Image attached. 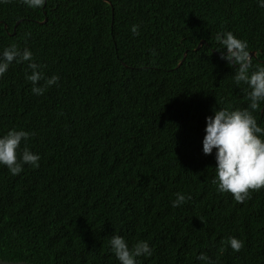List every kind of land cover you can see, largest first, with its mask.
<instances>
[{"label": "trees", "instance_id": "1", "mask_svg": "<svg viewBox=\"0 0 264 264\" xmlns=\"http://www.w3.org/2000/svg\"><path fill=\"white\" fill-rule=\"evenodd\" d=\"M227 31L257 52L250 72L264 66L258 0H0V55L28 48L45 78L59 76L43 95L28 62L0 77V137L28 131L17 157L25 144L40 157L18 175L0 165L2 259L121 264L110 246L121 235L152 249L137 264H208L202 252L212 264H264V189L237 203L212 183L216 150L203 153L213 108L249 104L216 50ZM253 115L264 128V101ZM176 193L191 199L173 207Z\"/></svg>", "mask_w": 264, "mask_h": 264}, {"label": "clouds", "instance_id": "2", "mask_svg": "<svg viewBox=\"0 0 264 264\" xmlns=\"http://www.w3.org/2000/svg\"><path fill=\"white\" fill-rule=\"evenodd\" d=\"M22 3L37 8L43 7L45 0H22ZM258 4L264 7V0H258ZM131 32L133 35H139V25H132ZM215 39L221 45V48L216 49L221 52V59L226 60L229 66H235L234 83L237 86L241 83L247 85L244 92L249 104L244 109L213 108L214 115L206 118L203 153L211 155L213 149L216 150V176L212 183L217 185V191L231 193L237 203H244L251 198L250 193L264 189V139L261 138L264 136V128L258 125L253 115L260 110V102L264 101V66L257 65L255 70L250 72V69H253V56L248 50V43L237 38L233 32H219ZM224 48L227 49L226 54L222 51ZM13 61L28 62L31 74H26V79L32 83V92L35 95H43L48 87L59 81L58 75L45 78L40 70L41 66L34 61L32 52L28 48L21 50L16 44L5 48L0 55V77L6 73ZM40 81H44V84L40 85ZM30 135L28 131L13 128L0 137V165L7 166L13 175L22 172L24 164L39 167V155L32 153L26 144L21 157H17L21 142L27 141ZM175 195L173 207L191 199L182 193ZM228 241L236 252L244 247L243 241L235 237H229ZM110 246L121 264H137L136 257L152 255L147 241L140 240L129 248L121 235H113ZM198 259L212 264L203 252L199 254Z\"/></svg>", "mask_w": 264, "mask_h": 264}, {"label": "water", "instance_id": "3", "mask_svg": "<svg viewBox=\"0 0 264 264\" xmlns=\"http://www.w3.org/2000/svg\"><path fill=\"white\" fill-rule=\"evenodd\" d=\"M107 1V0H106ZM205 43V40H202L199 44H198V47L197 49L195 50H198L203 44ZM215 52V51H214ZM188 53V51L185 52V55L186 56ZM250 54L255 57L257 56V52L256 51H251ZM0 264H34V263H30V262H25V261H18V262H15V261H7V260H4L0 257Z\"/></svg>", "mask_w": 264, "mask_h": 264}]
</instances>
